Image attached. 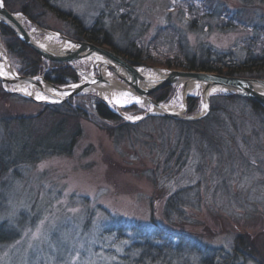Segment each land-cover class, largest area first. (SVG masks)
I'll return each mask as SVG.
<instances>
[{
    "label": "rangeland",
    "instance_id": "obj_1",
    "mask_svg": "<svg viewBox=\"0 0 264 264\" xmlns=\"http://www.w3.org/2000/svg\"><path fill=\"white\" fill-rule=\"evenodd\" d=\"M209 1L217 11L226 7L236 12L239 26L220 30L216 17L190 24L192 17L181 0L46 3L77 17L85 27L97 24L108 30L121 49L133 42L147 61L155 63L136 66L167 68L161 63L166 52L175 49L178 33L181 43L190 48L203 44L238 51L251 36L253 25L264 23V0ZM49 7H33L41 25L34 24L70 37L73 31L68 22ZM18 8L19 3L12 12L21 14ZM166 26L174 27L176 36L164 33ZM75 65L88 72L91 62L85 58ZM251 76L264 79V69ZM174 87L166 103L179 107L182 88ZM192 94L200 97L199 89ZM220 94L225 95L214 92L212 96ZM14 95L0 102L6 115H33L44 104ZM81 95L99 99L93 91ZM131 106L140 112H126ZM147 108L140 102L122 110L134 118ZM201 108L200 98L194 113ZM226 108L232 120L224 111L217 113V121L195 127L146 118L112 134L78 118L81 135L71 154L20 164L16 173L4 178L0 223L16 237L0 244V264H117L127 254L128 262L136 264L139 252L131 249L134 243L169 241L176 249L179 239L155 238L153 231L158 228L184 234L190 238L189 245L163 261L146 264H198L203 254L192 250L193 243L201 249L228 250L240 232L264 250L263 127L248 106L235 102L226 103ZM235 264L256 263L240 259Z\"/></svg>",
    "mask_w": 264,
    "mask_h": 264
},
{
    "label": "trees",
    "instance_id": "obj_2",
    "mask_svg": "<svg viewBox=\"0 0 264 264\" xmlns=\"http://www.w3.org/2000/svg\"><path fill=\"white\" fill-rule=\"evenodd\" d=\"M2 1L10 11L13 10L15 4L19 3L18 10L37 24H40V22L38 17L33 14V7L38 4L49 7L46 0H39L40 2L38 0ZM181 1L186 5L189 16L192 17L190 24L197 22V20L203 21L215 17L218 22L216 26L220 30L238 27L240 24V17L236 12H231L226 7H221L220 11H217L209 0ZM198 6L202 10H199ZM49 9L57 17L68 22L69 27L73 31L70 37L77 40H88L99 45H107L110 50L132 65L155 64L147 61V56L140 48L133 45V42L129 41L121 49L113 42L108 30L99 27L97 24L85 27L77 17L61 13L51 6ZM199 12H201V15ZM162 30L164 33L174 34L173 36H176L178 32L172 26H166ZM159 35L161 34L158 33L157 36ZM0 42L4 46L11 64L16 66V71L20 75H43L46 81L54 85H64L69 80L75 81L78 78L72 67L63 66L61 63L56 62H47L42 59L38 53L20 41L7 25L2 23H0ZM175 42V49L166 52V57L161 63L167 68L209 71L249 77L253 72L264 69V23L253 25L251 36L244 39L238 51H233L232 49L218 50L210 45L203 44L190 48L181 43L180 33L177 34ZM174 93V85H168L155 91L150 96L157 102H166L172 98ZM15 96L6 92L0 84V102ZM235 102L248 106L253 115L259 120L264 131V107L247 99L222 94L210 98V111L206 117L200 120L181 121L154 116L147 119L172 121L181 126L195 127L201 123H209L211 120L217 121V113L220 111H224L226 117L230 119L231 113L227 110L226 103ZM199 105L200 97H187L186 111L188 114L194 113ZM3 110L4 106L0 103V196L6 182L4 178L12 175L13 172L16 173V168L20 164L34 163L48 156L71 154L81 135L78 118L88 120L110 134L113 132L120 133L134 125L125 122L110 111L102 100L84 95H77L58 105L42 104V109L39 112L29 116L6 115ZM125 111L131 113L140 112L135 106L128 107ZM128 228L133 230V232L138 231L135 225H128ZM153 234L159 240L166 241L167 238H177L179 243L176 249L169 241L161 245H153L150 241L134 243L131 249L139 252L138 257L135 259L136 264L163 261L168 255L174 254V250L180 252L183 247L187 246V244L189 245L190 241V238L184 234H173L161 228L155 229ZM15 237L16 233L10 230L5 223H0V244L11 242ZM191 248L193 251H197L196 253L203 254L198 264H235L240 259L251 260L256 264H264L263 248L261 249L257 242L244 232L235 234L228 250L206 246L201 249L197 245L195 246L194 243ZM205 251L208 253L205 254ZM128 258V254L125 257L123 256L120 258L122 262L117 264H128Z\"/></svg>",
    "mask_w": 264,
    "mask_h": 264
},
{
    "label": "water",
    "instance_id": "obj_3",
    "mask_svg": "<svg viewBox=\"0 0 264 264\" xmlns=\"http://www.w3.org/2000/svg\"><path fill=\"white\" fill-rule=\"evenodd\" d=\"M0 4L3 5L0 7V23L7 25L20 41L38 53L42 59L47 62H56L61 63L63 66L72 67L78 75L77 80L64 85H54L46 81L43 75H20L10 65L6 50L4 49L6 62L11 70L15 71V77L12 79L0 74V83L3 86V89L9 93L19 94L22 97L39 103L58 105L77 95L91 91L92 87L97 84H109L110 80L103 74V71H106L122 82L134 98H137L140 102H143L148 106L142 114L137 116L139 119H136V117L126 119V117L130 116L123 111L122 113L115 111V109L107 105V103L97 95L99 99L106 104L110 111L127 123H138L151 116L181 121L200 120L208 115L210 111V98L214 92H221L227 96L247 99L264 107V91L259 89L260 87L264 88V79L262 78L227 75L209 71H195L178 68H145L143 66L132 65L104 45H99L88 40H77L64 34L39 27L24 14L8 10L2 0H0ZM19 15L24 16L28 23L37 26L42 33L55 34L57 39L64 42L66 45L61 49H54L38 43L31 37L29 31L20 23L18 20ZM91 56L95 57V62L91 63L88 72L75 65L76 62ZM147 69L157 70L160 75L158 77L151 76L145 72ZM94 71L95 73H93ZM40 80L47 82L54 89L63 90L65 94L53 101H40L28 95L13 91L7 87L18 81L40 84ZM192 83L200 86L198 89L200 92L202 108L197 113L188 114L186 111L187 97L193 96L192 93H186L184 95L181 93L180 109L167 107L166 102H157L150 96L155 91L168 85L180 84L183 91ZM131 104H136V102H132L124 107ZM205 105L207 107H204Z\"/></svg>",
    "mask_w": 264,
    "mask_h": 264
},
{
    "label": "bare ground",
    "instance_id": "obj_4",
    "mask_svg": "<svg viewBox=\"0 0 264 264\" xmlns=\"http://www.w3.org/2000/svg\"><path fill=\"white\" fill-rule=\"evenodd\" d=\"M18 20L29 31L31 37L38 43L54 49L56 48L61 49L66 45L64 42L59 41L55 34L42 33L37 26L29 27L27 25V21L24 18V16L19 15ZM87 60L93 63L95 62V57L94 56L88 57ZM145 72L154 77H158L160 75L157 70H153V69H147L145 70ZM0 74L9 79L15 77V71L11 70V68L6 62L4 46L1 43H0ZM103 74L107 79L110 80V83L97 84L92 87L91 91H93L100 98H102L107 103V105L115 109V111L122 113L123 111L122 108L125 105H128L132 102H136L138 100L137 98H134L133 95H131V93L129 92V90L125 88L124 84L119 80H117L114 76L107 73L106 71H103ZM7 87H9L13 91H17L19 93L28 95L40 101H53L62 97L65 94L63 90L54 89L50 84L42 80H40V84L18 81L15 84ZM199 87L200 86L195 85L193 83L189 84L188 87H186V89L182 91V94L184 95L186 93H192L194 90H197ZM259 89L264 91L263 87H260ZM26 93H30V94H26ZM37 96L44 97V99H37ZM136 104H140V101L139 103L136 102ZM166 106L173 109H180V107L177 108L172 103H167Z\"/></svg>",
    "mask_w": 264,
    "mask_h": 264
},
{
    "label": "snow or ice",
    "instance_id": "obj_5",
    "mask_svg": "<svg viewBox=\"0 0 264 264\" xmlns=\"http://www.w3.org/2000/svg\"><path fill=\"white\" fill-rule=\"evenodd\" d=\"M3 5L2 4H0V7H2ZM26 94H30V93H26ZM125 95H127V94H125ZM37 99H44V97H41V96H37ZM137 103H139V101L137 100L136 101ZM204 107H207L206 105L204 106ZM126 119H131V117H126ZM136 119H139V117H136Z\"/></svg>",
    "mask_w": 264,
    "mask_h": 264
}]
</instances>
